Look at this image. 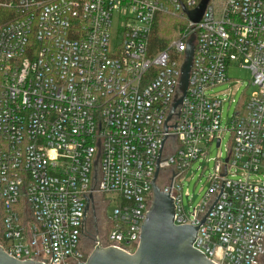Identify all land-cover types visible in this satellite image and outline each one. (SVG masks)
Instances as JSON below:
<instances>
[{"label":"built area","instance_id":"2783aa9c","mask_svg":"<svg viewBox=\"0 0 264 264\" xmlns=\"http://www.w3.org/2000/svg\"><path fill=\"white\" fill-rule=\"evenodd\" d=\"M201 2L0 0L15 12L0 25V247L7 255L87 264L97 244L84 250L85 222L100 204L104 215L114 204L101 245L135 253L159 167L175 224L199 227L194 249L213 264H264V0H209L193 23L187 13ZM163 15L184 26L155 48ZM193 34L187 93L166 132ZM232 68L250 71L252 92L230 120L228 162L215 160L208 192L187 211L185 176L222 143L225 101L208 91L230 82Z\"/></svg>","mask_w":264,"mask_h":264},{"label":"water","instance_id":"95a60500","mask_svg":"<svg viewBox=\"0 0 264 264\" xmlns=\"http://www.w3.org/2000/svg\"><path fill=\"white\" fill-rule=\"evenodd\" d=\"M209 0H202L199 7L187 13L193 23L201 21ZM196 36L193 34L187 43L185 61L181 68V79L179 93L176 95L172 111L166 120L165 131H169L167 125L176 113L177 108L182 104L187 93L189 77L193 64ZM167 137L165 138V140ZM220 140L217 141V147ZM162 152V151H161ZM99 158V155H98ZM229 158H226L228 162ZM161 162V153L158 164ZM97 161L95 162V166ZM160 173L158 167L152 182V203L148 211L146 220L141 228L139 248L133 254H128L115 248H104L99 238L92 251L87 264H213L202 253L194 249L193 244L197 238L199 227L182 225L177 226L174 222L175 204L169 193L162 191L157 183ZM173 172V177H174ZM225 176V174H224ZM173 180V178H172ZM172 184V182H171ZM171 188V187H170ZM170 192V190H169ZM91 198V197H90ZM89 198V199H90ZM218 199L210 208V211L217 204ZM90 210L89 203L86 211ZM206 220V216L202 223ZM0 264H42L35 261H18L7 255L0 247Z\"/></svg>","mask_w":264,"mask_h":264},{"label":"rangeland","instance_id":"374dc122","mask_svg":"<svg viewBox=\"0 0 264 264\" xmlns=\"http://www.w3.org/2000/svg\"><path fill=\"white\" fill-rule=\"evenodd\" d=\"M179 25L184 26L183 24H178V26ZM175 36L176 34L174 32V34L171 35V40L177 37ZM169 43H167V45ZM228 76L230 82L208 91L209 96H218L225 101L222 108L223 114L221 122L223 132L219 136V138L222 139V143L220 148H218L217 142H215L211 146L209 154L205 158L195 162L185 176L182 184L183 191L184 193L188 192L190 195L189 200L184 198L187 211H191L194 207L199 205L204 195L208 192L210 187L208 179L214 173L215 160L219 157H221L223 161L226 160L232 140L230 133L227 131L230 120L236 110H241L245 98L252 92V88L249 87L251 81L250 71L241 68H232L229 70ZM253 179L255 180V178ZM262 181H264V178ZM113 207L114 204L110 205L105 213L107 216L112 214ZM95 215L99 217L98 225L101 233L105 232L108 228L103 219L104 213L101 204L95 209L94 213L92 212L91 220ZM89 232L93 234V227L89 226ZM93 242L89 239L83 241L85 251H90L92 249L94 245Z\"/></svg>","mask_w":264,"mask_h":264},{"label":"trees","instance_id":"16d2710c","mask_svg":"<svg viewBox=\"0 0 264 264\" xmlns=\"http://www.w3.org/2000/svg\"><path fill=\"white\" fill-rule=\"evenodd\" d=\"M14 14H15L14 10L0 8V25H3L4 23L10 21L14 17ZM178 24H184V23L177 18H171L164 15L160 16L158 18L157 28L152 36L153 47L165 48L167 43H169L172 38L171 35L174 34V32H176Z\"/></svg>","mask_w":264,"mask_h":264},{"label":"flooded vegetation","instance_id":"af4514ba","mask_svg":"<svg viewBox=\"0 0 264 264\" xmlns=\"http://www.w3.org/2000/svg\"><path fill=\"white\" fill-rule=\"evenodd\" d=\"M98 219L99 217L98 216H94L92 217V220H91V215L86 219V225H85V233H84V236H83V241L85 239H89L93 242V244L95 243L96 239L99 238V239H105L106 238V235L108 233V230H109V221H108V217L106 215L103 216V219H104V222L106 223L107 225V228L105 232L101 233V230L99 228V225H98ZM89 226L93 227L94 229V232L93 234H91L89 232Z\"/></svg>","mask_w":264,"mask_h":264}]
</instances>
